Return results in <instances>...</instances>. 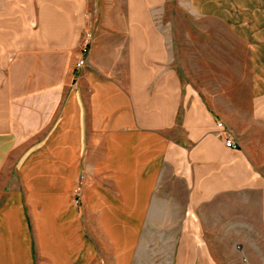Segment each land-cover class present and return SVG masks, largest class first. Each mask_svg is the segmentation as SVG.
<instances>
[{
  "label": "crops",
  "instance_id": "obj_1",
  "mask_svg": "<svg viewBox=\"0 0 264 264\" xmlns=\"http://www.w3.org/2000/svg\"><path fill=\"white\" fill-rule=\"evenodd\" d=\"M166 1L0 0V264H169L151 233L221 198L264 221V0H174L246 48L204 96L172 66Z\"/></svg>",
  "mask_w": 264,
  "mask_h": 264
},
{
  "label": "rangeland",
  "instance_id": "obj_2",
  "mask_svg": "<svg viewBox=\"0 0 264 264\" xmlns=\"http://www.w3.org/2000/svg\"><path fill=\"white\" fill-rule=\"evenodd\" d=\"M160 15L158 19L163 22L162 31L169 39L174 58L172 66L185 86H192L194 67L200 69L201 76L195 80L200 78L202 96L214 95L218 84L238 82L235 77L230 79L227 73L229 69H245L246 48L230 29L208 17H194L174 0L166 1ZM79 183L82 186V177L75 181L72 189L73 203V191ZM236 199L239 201L240 197ZM202 206L205 209L201 218L194 220L195 227L199 224L200 229L162 231V235L161 231H153L148 236L157 247V256L160 255V244L168 243L169 264H190L191 259L195 264H264V221L241 219L239 205L234 203L232 211L226 212L224 198L216 204L214 211L212 205L210 211L208 205ZM176 245H182L178 248V261H174ZM194 245L200 246V252L196 249L193 252Z\"/></svg>",
  "mask_w": 264,
  "mask_h": 264
},
{
  "label": "built area",
  "instance_id": "obj_3",
  "mask_svg": "<svg viewBox=\"0 0 264 264\" xmlns=\"http://www.w3.org/2000/svg\"><path fill=\"white\" fill-rule=\"evenodd\" d=\"M89 45H90V37H86V39L84 40L83 44H82V48H81V52L82 54H86L89 50ZM84 65V58H81L79 61L76 62L74 69L78 70L80 69L82 66ZM224 146L230 150H235L237 149V145L234 142V140H232L229 137H225L224 138ZM81 183H79V185L77 187H75L73 193H74V203L76 205L80 204V197H81Z\"/></svg>",
  "mask_w": 264,
  "mask_h": 264
}]
</instances>
